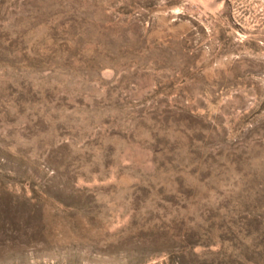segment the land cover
I'll return each mask as SVG.
<instances>
[{
	"label": "rangeland",
	"instance_id": "obj_1",
	"mask_svg": "<svg viewBox=\"0 0 264 264\" xmlns=\"http://www.w3.org/2000/svg\"><path fill=\"white\" fill-rule=\"evenodd\" d=\"M0 264H264V0H0Z\"/></svg>",
	"mask_w": 264,
	"mask_h": 264
}]
</instances>
